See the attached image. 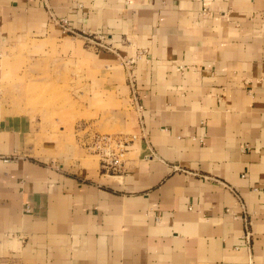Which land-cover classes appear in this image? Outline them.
Returning a JSON list of instances; mask_svg holds the SVG:
<instances>
[{"label": "crops", "instance_id": "crops-1", "mask_svg": "<svg viewBox=\"0 0 264 264\" xmlns=\"http://www.w3.org/2000/svg\"><path fill=\"white\" fill-rule=\"evenodd\" d=\"M26 36L89 57L126 152L0 114V264H264V0H0Z\"/></svg>", "mask_w": 264, "mask_h": 264}, {"label": "rangeland", "instance_id": "rangeland-1", "mask_svg": "<svg viewBox=\"0 0 264 264\" xmlns=\"http://www.w3.org/2000/svg\"><path fill=\"white\" fill-rule=\"evenodd\" d=\"M88 58L77 55L68 40L20 38L0 56V114L29 115L52 139L74 147L82 135L90 143L93 134H125L117 108L103 96L99 72L77 60ZM82 126L85 134L79 131ZM83 159L96 163L97 157Z\"/></svg>", "mask_w": 264, "mask_h": 264}, {"label": "built area", "instance_id": "built-area-1", "mask_svg": "<svg viewBox=\"0 0 264 264\" xmlns=\"http://www.w3.org/2000/svg\"><path fill=\"white\" fill-rule=\"evenodd\" d=\"M80 132L86 133V126L79 127ZM91 142L87 143V137L82 135L79 137L80 145L86 149L89 155L97 157L98 171L102 175L116 174L122 171V162L125 159L124 143L120 137L114 138L107 135L93 134L90 138ZM26 210V209H25ZM244 222V233L242 240L247 242L249 240V226L248 220L242 218Z\"/></svg>", "mask_w": 264, "mask_h": 264}]
</instances>
